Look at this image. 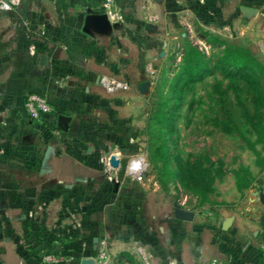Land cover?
<instances>
[{
    "label": "rangeland",
    "instance_id": "obj_1",
    "mask_svg": "<svg viewBox=\"0 0 264 264\" xmlns=\"http://www.w3.org/2000/svg\"><path fill=\"white\" fill-rule=\"evenodd\" d=\"M73 3L87 84L69 92L63 75L59 93L38 92L69 118L67 129L57 117L37 124L23 108L0 107V264H236L241 227L263 210L249 206L248 191L264 196L255 126L264 84L256 70L239 74L218 60L224 45L237 46L264 67V0H115L105 30L86 37L87 9L107 17L104 0ZM189 47L209 61L195 81L182 71ZM101 76L128 89L109 95ZM153 139L167 145L166 170L150 158ZM139 156L135 182L125 169ZM242 169L253 180L239 192Z\"/></svg>",
    "mask_w": 264,
    "mask_h": 264
},
{
    "label": "crops",
    "instance_id": "obj_2",
    "mask_svg": "<svg viewBox=\"0 0 264 264\" xmlns=\"http://www.w3.org/2000/svg\"><path fill=\"white\" fill-rule=\"evenodd\" d=\"M73 1L20 0L13 12L0 14V107L6 111L13 114L16 109H22L27 93H55L54 89L59 93L63 85L59 77L63 75L69 80V92L87 84L89 73L82 72L76 63V59H84L86 48L84 38L79 37L74 24ZM82 33L87 36L83 30ZM40 40L45 46L38 51ZM76 78L85 79L79 83ZM261 188L248 191L249 206L262 204L263 210L256 222L248 220L244 223L248 230L241 227L239 235L243 237V245L236 264L264 263L263 241L256 245L264 235L260 230L264 227ZM254 225H257L256 230Z\"/></svg>",
    "mask_w": 264,
    "mask_h": 264
},
{
    "label": "trees",
    "instance_id": "obj_3",
    "mask_svg": "<svg viewBox=\"0 0 264 264\" xmlns=\"http://www.w3.org/2000/svg\"><path fill=\"white\" fill-rule=\"evenodd\" d=\"M38 51H41L42 47L38 44ZM218 62L225 67H229L233 70H236L239 74H244L248 70H256L259 77L262 79L264 84V67L253 57L251 52L243 47L237 46H229L224 45L221 51V56ZM209 61L205 59V56L202 52L194 47H189L183 55V67L182 71L185 79L187 81H195L201 78L204 71H206ZM254 76H250V79ZM257 92V91H256ZM28 94V93H27ZM39 94V93H37ZM41 95V94H40ZM256 100H260V97H256ZM166 101L160 105V107L155 111L154 117L152 118V123L157 126H161L167 116V112L165 111ZM51 119V117H47L44 120L43 124H46V120ZM51 122V121H47ZM256 133H257V141L263 142L264 139V118L258 123L255 124ZM155 139L152 140L153 144L149 149L150 158L152 161L161 162L162 168L167 169L169 166V151L165 141H160L159 143H155ZM250 149L254 151V147L251 143H248ZM259 166L261 169L264 168V157L259 162ZM252 177L250 173L246 169L241 170V174L235 175V187L239 192H242L248 188H250L252 184ZM201 196L204 200V193H201Z\"/></svg>",
    "mask_w": 264,
    "mask_h": 264
},
{
    "label": "built area",
    "instance_id": "obj_4",
    "mask_svg": "<svg viewBox=\"0 0 264 264\" xmlns=\"http://www.w3.org/2000/svg\"><path fill=\"white\" fill-rule=\"evenodd\" d=\"M115 0H104L103 6L107 9V18L112 19L115 15H112V8ZM20 0H0V14L11 13L19 5ZM99 85L109 95H115L116 93L127 90L128 86L124 82L117 81L108 76H101L99 78ZM23 110L32 123L43 124L47 117H58L60 114L57 109L46 99L44 96L37 93H28L24 96ZM58 135V131L54 132ZM119 159L114 158L112 165H114ZM144 156L134 157L128 161L125 169V174L128 178L135 182H141L143 178L144 169ZM210 264H218L216 260H213Z\"/></svg>",
    "mask_w": 264,
    "mask_h": 264
},
{
    "label": "water",
    "instance_id": "obj_5",
    "mask_svg": "<svg viewBox=\"0 0 264 264\" xmlns=\"http://www.w3.org/2000/svg\"><path fill=\"white\" fill-rule=\"evenodd\" d=\"M108 25V20L105 15L92 13L90 9H87L86 15L84 17V27L83 31L87 32L88 30H95L102 32L105 30L106 26ZM69 118L59 115L57 117V123L59 128L67 129L68 127ZM175 219L181 221H191L192 215L188 213H184L182 210L175 211Z\"/></svg>",
    "mask_w": 264,
    "mask_h": 264
}]
</instances>
